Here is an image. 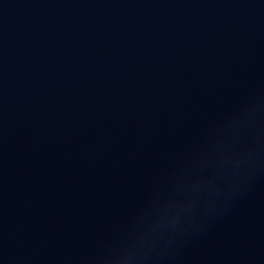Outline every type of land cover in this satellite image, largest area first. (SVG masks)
Wrapping results in <instances>:
<instances>
[{
	"label": "water",
	"instance_id": "water-1",
	"mask_svg": "<svg viewBox=\"0 0 264 264\" xmlns=\"http://www.w3.org/2000/svg\"><path fill=\"white\" fill-rule=\"evenodd\" d=\"M264 28V0H0V186Z\"/></svg>",
	"mask_w": 264,
	"mask_h": 264
}]
</instances>
